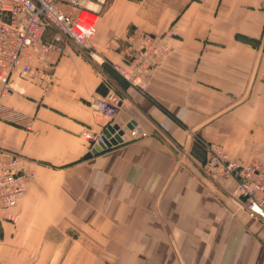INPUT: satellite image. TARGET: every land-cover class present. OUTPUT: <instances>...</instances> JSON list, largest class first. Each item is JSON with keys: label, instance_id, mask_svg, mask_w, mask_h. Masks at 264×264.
<instances>
[{"label": "crops", "instance_id": "obj_1", "mask_svg": "<svg viewBox=\"0 0 264 264\" xmlns=\"http://www.w3.org/2000/svg\"><path fill=\"white\" fill-rule=\"evenodd\" d=\"M101 8L95 61L63 41L49 82L10 76L2 103L22 120L0 117V150L21 156L31 177L16 207L0 209V264H264V224L244 210L234 180L205 173L197 141L264 172V0ZM133 29L169 47L142 88L113 68ZM108 97L117 106L110 120L90 107ZM130 123L147 136L125 132L88 155L83 130ZM72 222L75 239L69 224L56 225Z\"/></svg>", "mask_w": 264, "mask_h": 264}, {"label": "built area", "instance_id": "obj_2", "mask_svg": "<svg viewBox=\"0 0 264 264\" xmlns=\"http://www.w3.org/2000/svg\"><path fill=\"white\" fill-rule=\"evenodd\" d=\"M106 0H0V102L11 89L10 76L17 72L23 79L45 84L50 81V57L59 52L63 41H68L87 59L95 61L92 39L96 31L99 8ZM69 9L74 10L70 12ZM52 31L51 39L44 38ZM123 63L114 65L115 72L127 83L143 87V78L157 67L168 45L161 35L133 29L126 37ZM91 109L108 120L117 106L111 97L95 98ZM0 117L21 121L20 114L7 112L0 103ZM85 131L83 138L90 150L108 138L104 132ZM126 133L131 139L146 137V133L131 126ZM19 155L0 151V209H13L25 194L30 175L24 169ZM204 171L218 179H232L236 183V196L244 210L264 224V172L257 165L244 166L227 159L221 152L209 147ZM9 219V217H8ZM16 219L11 217V221Z\"/></svg>", "mask_w": 264, "mask_h": 264}, {"label": "rangeland", "instance_id": "obj_3", "mask_svg": "<svg viewBox=\"0 0 264 264\" xmlns=\"http://www.w3.org/2000/svg\"><path fill=\"white\" fill-rule=\"evenodd\" d=\"M99 9H102V8H99ZM99 15V14H98ZM97 19H98V17H97ZM4 99V98H3ZM3 99H2V101H3ZM2 101L0 102L1 103V105L3 106V107H5L4 105H3V103H2ZM8 121H10V122H12L13 120H10V119H8ZM17 122H19V121H17ZM16 123V122H15ZM87 132H90V133H94V132H91L90 130H86ZM83 133H85V131L83 130L82 132H81V136H82V134ZM94 134H96V133H94ZM83 137V136H82ZM84 140H85V138H83ZM86 141V140H85ZM198 141V143L200 144V146L203 148V150L206 152V154L207 155H209V147L210 146H212V145H209L208 143H206V142H204V141H202L201 139L199 140H197ZM86 143H87V145L89 146V143L86 141ZM89 150H90V146H89ZM1 151V150H0ZM222 154V153H221ZM223 155V154H222ZM208 157V156H207ZM206 160H207V158H206ZM206 162V161H205ZM205 162H204V164H205ZM204 166V165H203ZM258 166V165H257ZM259 168V167H258ZM204 169V168H203ZM206 173V172H205ZM207 174V173H206ZM209 175V174H208ZM220 180H222V179H220ZM26 191V190H25ZM25 195V194H24ZM24 195H23V197H24ZM22 197V198H23ZM21 198V199H22ZM16 207V206H15ZM14 207V208H15ZM6 210H8V209H6ZM9 210H12V209H9ZM8 217H9V219H8ZM11 217L13 218H17V216H16V214H7V216H6V219L7 220H9L10 222H12L11 221ZM16 221H17V219L14 221V222H12V223H16ZM37 224H40V225H42V223H36V225ZM64 224H69L70 225V227L66 230V235L68 236V237H71L72 239H75L78 235H79V233L78 232H76V230L77 229H79V223L78 222H72V223H56V225H57V227L58 228H60L62 225H64ZM86 224V223H85ZM100 242H103V239H100L99 240ZM99 245H100V243H99ZM108 257H110V256H108ZM105 258H107V257H105ZM110 258H112V257H110Z\"/></svg>", "mask_w": 264, "mask_h": 264}, {"label": "water", "instance_id": "obj_4", "mask_svg": "<svg viewBox=\"0 0 264 264\" xmlns=\"http://www.w3.org/2000/svg\"><path fill=\"white\" fill-rule=\"evenodd\" d=\"M131 123L127 124L126 127H124L121 131H118V127L117 126H108L106 128L107 132L105 131L104 133L106 134V137L108 138L110 135H113L112 138L109 139H104L103 143L95 146L93 149L90 150V153L88 155H92V156H96L98 155L100 152L109 149L110 147L117 145L118 143H121L120 140V136L122 132H126L127 129L131 128ZM115 131H118V133L115 134Z\"/></svg>", "mask_w": 264, "mask_h": 264}, {"label": "bare ground", "instance_id": "obj_5", "mask_svg": "<svg viewBox=\"0 0 264 264\" xmlns=\"http://www.w3.org/2000/svg\"><path fill=\"white\" fill-rule=\"evenodd\" d=\"M125 127H126V126H125ZM123 128H124V127H123ZM123 128H119V127H118V131H121ZM118 131H115V134L118 133ZM123 133H125V131L122 132L121 135H122ZM121 135H119V136H121ZM119 138H120V137H119ZM120 140H121V139H120Z\"/></svg>", "mask_w": 264, "mask_h": 264}]
</instances>
